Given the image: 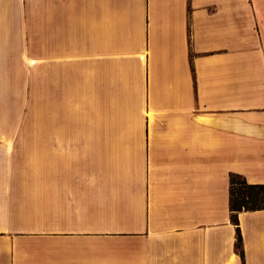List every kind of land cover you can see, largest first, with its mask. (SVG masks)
Instances as JSON below:
<instances>
[{"label": "crops", "instance_id": "0c3cea01", "mask_svg": "<svg viewBox=\"0 0 264 264\" xmlns=\"http://www.w3.org/2000/svg\"><path fill=\"white\" fill-rule=\"evenodd\" d=\"M231 173L264 184V0H0V264H264Z\"/></svg>", "mask_w": 264, "mask_h": 264}, {"label": "trees", "instance_id": "16d2710c", "mask_svg": "<svg viewBox=\"0 0 264 264\" xmlns=\"http://www.w3.org/2000/svg\"><path fill=\"white\" fill-rule=\"evenodd\" d=\"M263 208L264 184H250L242 176L231 173L229 175V210L231 213V221L235 225L236 231L234 248L240 257H242L243 251L236 213L240 210Z\"/></svg>", "mask_w": 264, "mask_h": 264}, {"label": "rangeland", "instance_id": "374dc122", "mask_svg": "<svg viewBox=\"0 0 264 264\" xmlns=\"http://www.w3.org/2000/svg\"><path fill=\"white\" fill-rule=\"evenodd\" d=\"M14 10L16 15H23V8L15 7L11 8ZM30 11V12H29ZM40 8L38 6H32L31 8H26V28L32 32V52L33 57H38L39 49V30H40V21H39ZM18 23L16 24V29H18ZM237 187V186H235Z\"/></svg>", "mask_w": 264, "mask_h": 264}]
</instances>
